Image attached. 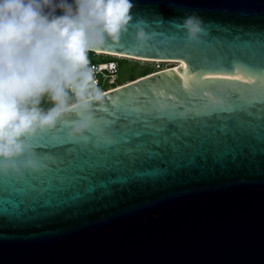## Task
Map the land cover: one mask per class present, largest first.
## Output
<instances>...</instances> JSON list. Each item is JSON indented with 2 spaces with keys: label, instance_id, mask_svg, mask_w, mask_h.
<instances>
[{
  "label": "water",
  "instance_id": "water-1",
  "mask_svg": "<svg viewBox=\"0 0 264 264\" xmlns=\"http://www.w3.org/2000/svg\"><path fill=\"white\" fill-rule=\"evenodd\" d=\"M130 3L98 51L181 64L103 92L86 141L71 118L29 141L46 167L0 174V264H264V0Z\"/></svg>",
  "mask_w": 264,
  "mask_h": 264
},
{
  "label": "clouds",
  "instance_id": "clouds-1",
  "mask_svg": "<svg viewBox=\"0 0 264 264\" xmlns=\"http://www.w3.org/2000/svg\"><path fill=\"white\" fill-rule=\"evenodd\" d=\"M132 7L130 0H0V174L46 167L29 141L66 118L69 139H88L93 108L104 101L89 53L121 41ZM182 27L193 40L203 31L195 17Z\"/></svg>",
  "mask_w": 264,
  "mask_h": 264
},
{
  "label": "built area",
  "instance_id": "built-area-1",
  "mask_svg": "<svg viewBox=\"0 0 264 264\" xmlns=\"http://www.w3.org/2000/svg\"><path fill=\"white\" fill-rule=\"evenodd\" d=\"M124 59L128 58L96 52L89 53L90 65L94 69L97 86L103 92L123 84L120 79V61Z\"/></svg>",
  "mask_w": 264,
  "mask_h": 264
},
{
  "label": "rangeland",
  "instance_id": "rangeland-1",
  "mask_svg": "<svg viewBox=\"0 0 264 264\" xmlns=\"http://www.w3.org/2000/svg\"><path fill=\"white\" fill-rule=\"evenodd\" d=\"M129 65L135 64L137 66L136 70L134 71V77L137 78L141 69L145 67H150L151 71L164 69L168 67H172L174 64L171 62H160V61H150V60H136V59H126ZM129 65H121V72L125 73L126 75L131 72L132 68ZM124 79H121V82ZM126 83V82H124Z\"/></svg>",
  "mask_w": 264,
  "mask_h": 264
},
{
  "label": "trees",
  "instance_id": "trees-1",
  "mask_svg": "<svg viewBox=\"0 0 264 264\" xmlns=\"http://www.w3.org/2000/svg\"><path fill=\"white\" fill-rule=\"evenodd\" d=\"M121 65H122V66H123V65H129V63H128V61H126V60L124 59V60H121V61H120V67H121ZM129 67H131L132 70H131V72L128 73L127 75H126L125 73H122V72H121V69H120V79H124V80L122 81L123 83L135 79V77H134V71L136 70L137 66H136L135 64H133V65H129ZM150 72H152V71H151V68H150V67H145L144 69H141V71L139 72L138 77H140V76H142V75H145V74H148V73H150ZM48 106H49V105H48L47 103H45V104L43 105V107H45V108H47Z\"/></svg>",
  "mask_w": 264,
  "mask_h": 264
},
{
  "label": "bare ground",
  "instance_id": "bare-ground-1",
  "mask_svg": "<svg viewBox=\"0 0 264 264\" xmlns=\"http://www.w3.org/2000/svg\"><path fill=\"white\" fill-rule=\"evenodd\" d=\"M96 53L105 54V55H113V56H118V57H124V55H118V54H113V53H102L100 51H97ZM141 60H143V59H141ZM150 61H154V60H150ZM155 61H158V60H155ZM160 62H171V63L174 64L172 67H177V66H179L181 64V63H177L175 61H160Z\"/></svg>",
  "mask_w": 264,
  "mask_h": 264
}]
</instances>
